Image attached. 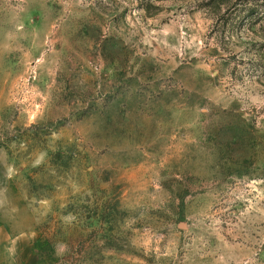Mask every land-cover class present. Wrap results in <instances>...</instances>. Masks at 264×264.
Listing matches in <instances>:
<instances>
[{"label": "rangeland", "instance_id": "374dc122", "mask_svg": "<svg viewBox=\"0 0 264 264\" xmlns=\"http://www.w3.org/2000/svg\"><path fill=\"white\" fill-rule=\"evenodd\" d=\"M209 1L0 0V217L22 256L264 264L263 13Z\"/></svg>", "mask_w": 264, "mask_h": 264}, {"label": "crops", "instance_id": "0c3cea01", "mask_svg": "<svg viewBox=\"0 0 264 264\" xmlns=\"http://www.w3.org/2000/svg\"><path fill=\"white\" fill-rule=\"evenodd\" d=\"M20 232L11 223H5L0 217V264H39L33 255H21L23 241Z\"/></svg>", "mask_w": 264, "mask_h": 264}, {"label": "trees", "instance_id": "16d2710c", "mask_svg": "<svg viewBox=\"0 0 264 264\" xmlns=\"http://www.w3.org/2000/svg\"><path fill=\"white\" fill-rule=\"evenodd\" d=\"M220 1L221 0H211V1H209L208 6L213 7V6L217 5L218 7H220ZM252 2L255 4V7L254 8L255 9H259L263 13V18H264V0H252ZM253 13H255V12H253ZM225 15H226V13L223 14L222 16L224 17ZM225 22L226 21L223 20V23L224 24H225Z\"/></svg>", "mask_w": 264, "mask_h": 264}]
</instances>
